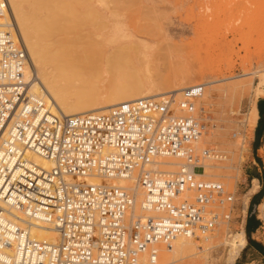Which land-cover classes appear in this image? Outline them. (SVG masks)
I'll return each instance as SVG.
<instances>
[{
    "label": "built area",
    "instance_id": "obj_1",
    "mask_svg": "<svg viewBox=\"0 0 264 264\" xmlns=\"http://www.w3.org/2000/svg\"><path fill=\"white\" fill-rule=\"evenodd\" d=\"M6 2L0 0V17ZM29 54L13 21L0 23V260L9 264H139L158 261L159 246L212 232L231 218L235 197L223 183L202 178L206 85L158 100L139 98L105 111L56 113L32 91ZM203 113V114H202ZM52 161L45 169L28 157ZM218 159L214 148L204 151ZM161 156L182 159L179 169L154 167ZM201 169V170H198ZM136 176L145 191L144 214L133 190L91 184ZM153 210L156 216L147 215ZM38 222L57 228L56 241L38 238Z\"/></svg>",
    "mask_w": 264,
    "mask_h": 264
},
{
    "label": "rangeland",
    "instance_id": "obj_2",
    "mask_svg": "<svg viewBox=\"0 0 264 264\" xmlns=\"http://www.w3.org/2000/svg\"><path fill=\"white\" fill-rule=\"evenodd\" d=\"M32 1L25 2L28 9ZM54 1L53 11L58 13L57 7H63L60 14L65 19L61 21L66 22L65 30L62 23L54 27L58 29L55 34L51 31L53 39L58 38L57 47H97L98 43L102 47L91 63L62 64L64 79L92 82L108 94L123 81L121 75L135 80L130 71L135 72L136 79L149 82L174 68L186 67L199 81L209 82L201 104L207 123L198 147L203 152L214 148L227 159H214L219 166L205 168L201 176L223 183L234 195L232 205L214 207L218 211L230 209L231 218L209 232L211 237L205 242L211 245L210 254L201 250L204 241L199 237V243L194 239L184 251L160 254L151 264H264L263 244L259 252L250 249L249 243L242 249L232 243L233 236L245 230L249 216L253 226L263 225L256 237L264 242V200L256 205L251 199V182H244L248 171L254 169L251 159L255 156L260 159L257 166L263 171L264 182V130L258 132L253 125L254 106L264 95V0ZM166 34L172 35L174 45L167 44ZM50 38L49 34L46 40L53 45ZM134 38L149 47H122ZM137 193V204H141L145 194Z\"/></svg>",
    "mask_w": 264,
    "mask_h": 264
},
{
    "label": "bare ground",
    "instance_id": "obj_3",
    "mask_svg": "<svg viewBox=\"0 0 264 264\" xmlns=\"http://www.w3.org/2000/svg\"><path fill=\"white\" fill-rule=\"evenodd\" d=\"M4 1L6 2V10L4 15L0 17V23H10V20L13 21L17 37L20 39L22 43H24L29 54V66L27 72L29 76L33 74L35 77V80H33V84H32V91L34 93L43 95V97L48 102H50L49 104L52 111L56 113H63L66 115H77L91 111L94 112L105 111L114 105L127 101H133L139 98L154 97L158 100H161L164 99L169 94L173 97L174 96L179 97L181 91L187 87L197 84H204V85L209 84V82L199 81V79L195 75L193 76L190 75L193 74L192 69L186 67L174 68L173 71L168 75L163 76L157 80L152 79L149 82H145L141 78L136 79L137 75L135 76V72L130 71L129 76L130 77L134 76L135 80L129 79L128 74L121 75V79H123V81L117 83L108 94L100 86L93 84L92 82H87L83 80L70 81L64 79L60 71L63 65L69 64V66H75L82 63L85 64L86 62L87 63L93 62L98 54L97 51H102L101 44L98 43L99 45L98 44L96 45L98 48L95 47L94 44L93 45L95 48L92 47V45H89V47L88 46L82 47V45L81 46L72 45L71 47L70 45L66 47H60V46L57 47L56 44L58 38L56 40L53 39L52 36L56 33L55 30L58 31V29L54 27L58 26L59 24H62L63 22L61 20L62 18L65 19V16L63 14H60L61 9L63 7L60 9L61 6H58V4H57L58 6L57 8L59 9L58 10L59 14L56 13L55 10L53 11V9H56L54 7L56 5L51 6V4L56 3L55 1L53 2V0L51 1L33 0L31 2L30 9H28L26 6L25 2L27 0H4ZM59 15H63V16H59ZM64 23L62 24V26L63 29L65 30L66 27H64ZM60 26L61 25H59V27ZM51 31H55L54 34H52ZM49 34L53 39L52 41V43L54 42L53 45H50L51 42L47 41L49 40V38H47L46 40V37L47 36L49 37ZM85 35H83V38ZM79 36L80 35H78L77 37ZM164 39L168 45L172 46L175 44V40L171 34H166ZM70 40H74V39L72 38ZM47 43L49 44L50 48L47 46L48 45ZM138 45H142L144 48L149 47L146 42L137 41L136 38H134L131 41V43H129L128 45L126 44L122 45V47L125 46L124 48H131V47H136ZM54 46H56V48L59 49L52 50L51 48H53ZM146 56L147 55H145V57ZM27 155L29 158L34 160L36 163H38L45 169H51L53 166L52 161L38 155L37 153L28 152ZM223 155L222 154L219 155L218 158L227 159ZM171 157L177 158L179 159V161L174 160V158L172 160ZM199 159H200L199 162L204 164L205 168L210 169L214 166H219V163L218 164L214 163L213 160L215 158H208V156H206V154L201 150H200ZM181 162L182 159L176 156H161L157 158L154 167L167 171H176V167L177 166L179 167ZM174 165H176V167L173 169ZM201 175H203V173ZM84 180L87 183H91V184L116 185L123 188H127L129 190H133L134 195L136 196L135 213L137 215L144 214V211L142 210L143 208L142 205L145 202V195L141 200V204H137L138 203L137 190L142 192L143 194H145V191L142 185H140L138 179H136L135 175L128 178L127 177L102 178L97 175H91L86 177ZM254 181H255V186L251 188L250 192H253L258 187V181L256 179ZM146 214L150 216L157 215V213L153 210L147 211ZM38 224L39 226L33 229V233L35 236H37L38 238L48 239L52 241H56L58 239L59 233L57 228H52L50 224L43 222H38ZM199 237L204 241L203 242L204 247H202L201 250L205 252V255L210 254L211 245L210 243L205 242L207 241L206 239H208V237H211V234H209V230H208L206 233L198 232L192 237H183V236L178 237L171 243L170 246H164L160 244L158 257L160 256V254L166 255V253L176 254L177 252H182L188 245L194 242V239H198ZM233 237H234L232 240L233 246L237 248H243L244 245L246 244V236L244 231L242 230L239 233L237 232ZM199 239L196 241L200 242ZM151 263L152 262L149 260L147 252L142 254V256L140 257L139 264H151ZM0 264H9V263H4L0 260Z\"/></svg>",
    "mask_w": 264,
    "mask_h": 264
},
{
    "label": "crops",
    "instance_id": "obj_4",
    "mask_svg": "<svg viewBox=\"0 0 264 264\" xmlns=\"http://www.w3.org/2000/svg\"><path fill=\"white\" fill-rule=\"evenodd\" d=\"M254 114V122L253 125L256 124L257 128H258V132L264 130V95H261L257 101L256 104L254 106V110H253ZM259 157H253V160L251 159V162L254 166L253 170H249L248 173L245 176V181L244 182H251L252 184V188L255 186V179L258 181V187L256 190H254L251 193V199L254 200L255 204L257 205V203H261L262 200H264V182H262L263 180V174H262V169L260 167H258L257 165L258 163ZM249 184V183H248ZM251 189V188H250ZM250 216L248 217L246 226H245V234H246V239H248V241H246V243L250 245V249H254V251L258 250L259 252H261L259 250V245L263 244L264 242L256 237V233L259 232V227H263V225H255L253 226L250 222ZM246 245V244H245ZM244 245V247H245ZM242 249V248H239ZM242 253H241V258H242ZM247 263V262H244Z\"/></svg>",
    "mask_w": 264,
    "mask_h": 264
},
{
    "label": "water",
    "instance_id": "obj_5",
    "mask_svg": "<svg viewBox=\"0 0 264 264\" xmlns=\"http://www.w3.org/2000/svg\"><path fill=\"white\" fill-rule=\"evenodd\" d=\"M255 208H256V206H255Z\"/></svg>",
    "mask_w": 264,
    "mask_h": 264
}]
</instances>
